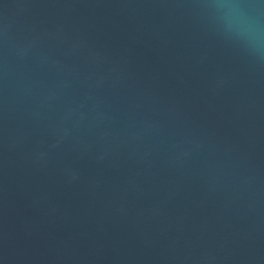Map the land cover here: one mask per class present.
<instances>
[{
  "label": "water",
  "instance_id": "obj_1",
  "mask_svg": "<svg viewBox=\"0 0 264 264\" xmlns=\"http://www.w3.org/2000/svg\"><path fill=\"white\" fill-rule=\"evenodd\" d=\"M248 0H0V237Z\"/></svg>",
  "mask_w": 264,
  "mask_h": 264
}]
</instances>
